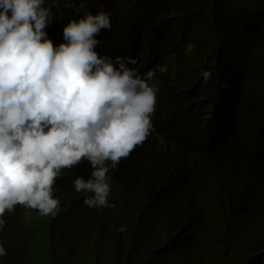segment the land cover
Here are the masks:
<instances>
[{"label":"trees","instance_id":"1","mask_svg":"<svg viewBox=\"0 0 264 264\" xmlns=\"http://www.w3.org/2000/svg\"><path fill=\"white\" fill-rule=\"evenodd\" d=\"M76 1L44 2L57 46ZM99 1L110 54L144 31L181 63L160 77L143 162L110 178L116 207L63 186L55 218L9 212L0 264H264V0Z\"/></svg>","mask_w":264,"mask_h":264},{"label":"clouds","instance_id":"2","mask_svg":"<svg viewBox=\"0 0 264 264\" xmlns=\"http://www.w3.org/2000/svg\"><path fill=\"white\" fill-rule=\"evenodd\" d=\"M44 2L0 0V231L13 211L55 218L63 186L91 194L89 208H115L110 178L143 162L138 146L155 131L160 77L181 63L177 52L152 49L144 31L132 54H110L112 18L89 0L68 9L57 46ZM203 75L206 82L212 73Z\"/></svg>","mask_w":264,"mask_h":264}]
</instances>
